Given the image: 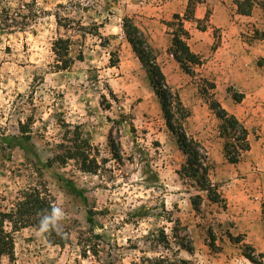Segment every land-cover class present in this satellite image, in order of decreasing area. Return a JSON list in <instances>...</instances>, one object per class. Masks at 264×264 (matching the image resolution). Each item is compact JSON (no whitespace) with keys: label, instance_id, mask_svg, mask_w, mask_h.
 <instances>
[{"label":"rangeland","instance_id":"374dc122","mask_svg":"<svg viewBox=\"0 0 264 264\" xmlns=\"http://www.w3.org/2000/svg\"><path fill=\"white\" fill-rule=\"evenodd\" d=\"M189 1L190 50L204 30L213 46L228 28L264 39L262 7L241 18L234 0H0V213L17 224H4L13 259L0 264H264V101L238 118L249 150L229 164L224 147L238 130L224 133L210 109L218 102L213 83L199 65L183 72L169 53L177 48L167 23L183 17ZM125 19L145 36L189 112L185 121L174 113L175 125L205 149L224 207L178 176L186 158L126 39ZM59 38L70 40L67 70L56 69ZM257 66L264 94V58ZM77 146L96 161L95 172L83 170ZM54 206L65 214L61 233L54 230L60 245L39 233Z\"/></svg>","mask_w":264,"mask_h":264},{"label":"trees","instance_id":"16d2710c","mask_svg":"<svg viewBox=\"0 0 264 264\" xmlns=\"http://www.w3.org/2000/svg\"><path fill=\"white\" fill-rule=\"evenodd\" d=\"M233 4L236 8V13L241 16H249L253 8L260 5L264 10V0H234ZM173 22L167 23L169 26H174L175 29L172 33V46L177 50H169V53L179 65L180 69L189 74L192 65H200L201 60L198 56L193 54L187 45L189 33L184 28V22L193 19V11L191 9L190 1L188 2L185 14L180 17L177 14L172 16ZM123 32L133 52L136 54L139 61L146 67L149 83L157 96L162 112L163 119L167 129L176 137L177 145L184 154L186 160L177 172L181 179H188L195 187L206 193L207 198L212 203L221 204L225 206V201L217 191L216 187L212 185L208 178L210 169L207 153L203 146L196 139L186 135L183 126L175 125L174 113L180 117L181 121H185L189 116V112L182 106L180 99L176 92H174L168 85L166 78L156 62V57L153 49L147 43L145 36L142 32L131 22L130 19H125L122 25ZM264 37V35H263ZM69 39H57L53 43L52 52L56 60L57 70H67L73 63L69 56ZM214 85H210V89H214ZM233 100L237 103L241 101L242 96L233 94ZM210 109L214 112L216 118L224 125L222 129L224 133L227 128L235 131L238 130V136L234 138L235 143L226 144L224 147V155L229 164H237L242 153L249 150L248 131L243 124L233 115L229 114L222 106L216 102L211 101ZM224 136V134H220ZM113 156H117L115 146L110 141ZM90 149V148H89ZM74 154L80 158V163L83 170L88 172H95L97 168L96 161L90 159L89 151L83 150L79 146L74 147ZM90 159V160H89ZM199 200V197H196ZM193 201L195 208L199 205L198 202ZM35 202L43 209L48 207V202L42 198H35ZM12 214L0 213V260L3 256L7 257L10 261L13 259V239L9 232L4 228L6 221L10 222L13 228H17L16 223H12ZM51 242L54 244H64L58 238L54 230L48 232Z\"/></svg>","mask_w":264,"mask_h":264},{"label":"crops","instance_id":"0c3cea01","mask_svg":"<svg viewBox=\"0 0 264 264\" xmlns=\"http://www.w3.org/2000/svg\"><path fill=\"white\" fill-rule=\"evenodd\" d=\"M202 19V13L195 15V23ZM211 22L209 20V23ZM232 25L235 26L236 23L233 22ZM243 29L223 30L220 42L216 46H213L214 39L210 32L198 31L195 32V41L191 43V52L202 62L199 65L201 76L215 85V99L237 119L245 114L248 105H250L248 112H255L262 106L256 101H264V94L256 87L261 78H258L256 70L263 73V67L260 70L257 61L264 58V39L257 36L247 37L250 35ZM228 88L234 89L242 96L239 103L231 98L227 92Z\"/></svg>","mask_w":264,"mask_h":264},{"label":"clouds","instance_id":"9594fccd","mask_svg":"<svg viewBox=\"0 0 264 264\" xmlns=\"http://www.w3.org/2000/svg\"><path fill=\"white\" fill-rule=\"evenodd\" d=\"M40 215V213H38ZM64 212L60 207H53L50 214L43 215L39 223V233L43 234L50 230H55L57 234L61 233L59 222L64 218Z\"/></svg>","mask_w":264,"mask_h":264}]
</instances>
